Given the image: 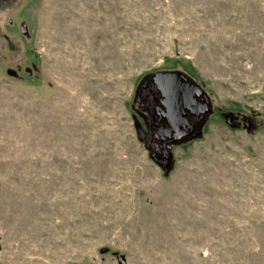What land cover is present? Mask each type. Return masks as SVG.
Returning <instances> with one entry per match:
<instances>
[{
	"label": "rangeland",
	"instance_id": "obj_1",
	"mask_svg": "<svg viewBox=\"0 0 264 264\" xmlns=\"http://www.w3.org/2000/svg\"><path fill=\"white\" fill-rule=\"evenodd\" d=\"M156 70L214 111L168 172ZM0 264H264V0H0Z\"/></svg>",
	"mask_w": 264,
	"mask_h": 264
},
{
	"label": "flooded vegetation",
	"instance_id": "obj_2",
	"mask_svg": "<svg viewBox=\"0 0 264 264\" xmlns=\"http://www.w3.org/2000/svg\"><path fill=\"white\" fill-rule=\"evenodd\" d=\"M169 71L156 70L143 76L132 98L134 127L139 128L137 131L135 127L136 136L146 147L148 155L156 160L155 163L161 162L166 154L171 160L170 153L174 146L193 139L191 136L199 126L196 120L205 114L202 109L207 111V115L200 131L214 112L210 96L199 83L186 73V77L160 75ZM171 114L173 119L169 122L171 118L168 115ZM222 115L231 126L239 125L238 115L231 112Z\"/></svg>",
	"mask_w": 264,
	"mask_h": 264
},
{
	"label": "water",
	"instance_id": "obj_3",
	"mask_svg": "<svg viewBox=\"0 0 264 264\" xmlns=\"http://www.w3.org/2000/svg\"><path fill=\"white\" fill-rule=\"evenodd\" d=\"M175 75V76H181V77H186V74L184 73V72H181V71H169V72H164V73H162V74H160V75H166V76H169V75ZM201 90V89H200ZM203 90H201V92H202ZM181 107L183 108V105H182V103H181ZM202 112H204L205 114H203L202 116H200L199 117V119L198 120H196V123H198L199 122V126H198V131H196L192 136H191V138H197V137H200L201 135H202V132L200 131V127L202 126V123H203V121L205 120V118H206V113H207V111H204V109H202ZM171 116H173L172 114L171 115H168V117H170L171 118ZM172 119L173 118H171V119H169V122H171L172 121ZM174 120H176V119H174ZM227 120V119H226ZM225 120V121H226ZM227 122V124L229 123V121L227 120L226 121ZM243 124L245 125V128H246V130H250V128H251V126H252V124L250 123V120L245 116L244 117V119H243ZM197 125V124H196ZM231 125V124H230ZM136 128H137V131L139 130V128L137 127V126H135ZM139 137V136H138ZM139 139H141L140 137H139ZM155 160V159H154ZM156 161V160H155ZM157 164H159V166L161 167V169H163L164 170V172H168L169 170H170V164H171V160L169 159V155H165L164 156V158H163V160L161 161V162H156Z\"/></svg>",
	"mask_w": 264,
	"mask_h": 264
}]
</instances>
